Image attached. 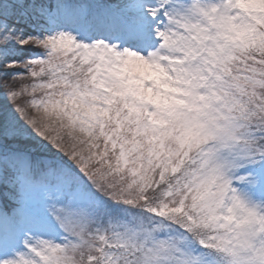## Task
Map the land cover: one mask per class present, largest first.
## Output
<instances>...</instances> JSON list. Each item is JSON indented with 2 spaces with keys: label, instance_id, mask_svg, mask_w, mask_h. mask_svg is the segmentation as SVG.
<instances>
[{
  "label": "snow or ice",
  "instance_id": "6c2138e0",
  "mask_svg": "<svg viewBox=\"0 0 264 264\" xmlns=\"http://www.w3.org/2000/svg\"><path fill=\"white\" fill-rule=\"evenodd\" d=\"M0 264H264V0H0Z\"/></svg>",
  "mask_w": 264,
  "mask_h": 264
}]
</instances>
